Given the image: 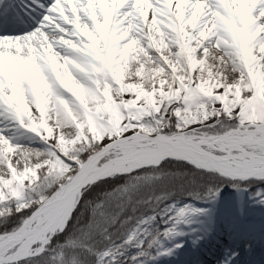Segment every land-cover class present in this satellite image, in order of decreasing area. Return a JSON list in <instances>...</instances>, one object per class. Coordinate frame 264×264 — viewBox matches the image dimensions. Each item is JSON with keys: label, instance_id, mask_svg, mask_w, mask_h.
I'll return each instance as SVG.
<instances>
[{"label": "snow or ice", "instance_id": "1", "mask_svg": "<svg viewBox=\"0 0 264 264\" xmlns=\"http://www.w3.org/2000/svg\"><path fill=\"white\" fill-rule=\"evenodd\" d=\"M224 183L264 204V0H0V264H156Z\"/></svg>", "mask_w": 264, "mask_h": 264}, {"label": "bare ground", "instance_id": "2", "mask_svg": "<svg viewBox=\"0 0 264 264\" xmlns=\"http://www.w3.org/2000/svg\"><path fill=\"white\" fill-rule=\"evenodd\" d=\"M261 205L262 204H259L256 207V210L258 209L257 210L258 212H253V209L255 206H251L250 207L251 211H249L248 213H247V211H245V209L248 206L241 208L239 210L238 215L231 218V223H233L234 229L242 232V231H244L243 226H245V224H249V225H252L253 228L257 232L261 231V228L263 226L262 221H260L259 218H256L257 217L256 213H261V212L264 213V211H262V209L258 208V207H261ZM245 212H246V214H245ZM252 214H254L256 216H254ZM203 222H204V224H206L207 220L203 221ZM216 222H218V220H216V219L213 220L212 232L208 236H206L205 239L203 241H201L197 247H193L191 245L190 233L188 235H186L184 237H180V238L185 240V246H189L191 249H198L200 246L209 245L210 243H212L214 241L218 242V239L220 237H223V235H225V233L222 232L223 231V228H222L223 224L221 222H219V223H216ZM224 223H226V222H224ZM196 226H197V224L194 227H196ZM200 226L203 227V225H200ZM253 228H251V231L253 230ZM209 240L212 242H207ZM240 246H241L240 248H238V249L235 248L234 250L228 249V248L224 249V250L220 251V253H223V255L224 254L229 255L230 253L235 252L236 256L232 257L234 264H261V261L264 260V251L260 250V248H261L260 246H254V247L248 246V245L245 246L241 242H240ZM215 257L216 256H214V255L211 256V259H213L215 261L214 262L209 261L210 264H219V261ZM167 258H168V256L161 257L157 262L161 264ZM205 261H206V259H203L202 262L198 261V263L204 264Z\"/></svg>", "mask_w": 264, "mask_h": 264}, {"label": "rangeland", "instance_id": "3", "mask_svg": "<svg viewBox=\"0 0 264 264\" xmlns=\"http://www.w3.org/2000/svg\"><path fill=\"white\" fill-rule=\"evenodd\" d=\"M254 196V195H253ZM248 199H251V198H249L248 197ZM218 202H222V201H218ZM192 203V202H191ZM210 203H215V204H217L216 203V201L215 202H210ZM193 205H195L194 203H192ZM212 204V205H213ZM211 205V206H212ZM180 206H182V205H180ZM196 206V205H195ZM211 206H209V207H211ZM198 207V206H197ZM209 207H207L208 209H209ZM240 207V206H239ZM210 210H211V213L212 214H216V215H218L219 216V218H221V217H223L225 214H223V213H231V214H235L236 212H235V210L233 209V208H231V207H227V208H225V207H223L222 205H217V206H214L213 208H210ZM258 210V209H257ZM245 211H247V213L249 212V211H251L250 210V208H249V206L245 209ZM252 215H254V214H252ZM251 215V216H252ZM202 216H200V217H197V218H195V219H200ZM253 227V226H252ZM264 227V226H263ZM229 233H231V234H234L233 232H229ZM264 234V233H263ZM262 239L264 240V237L262 236ZM263 244H264V242H263ZM213 247V245L212 246H209L208 248V250H210L211 248ZM189 256H190V258L191 259H194V260H192V262H193V264H195V260H198L199 258L198 257H194L193 258V256L192 255H190L189 254ZM192 262L191 263H187V264H192Z\"/></svg>", "mask_w": 264, "mask_h": 264}, {"label": "water", "instance_id": "4", "mask_svg": "<svg viewBox=\"0 0 264 264\" xmlns=\"http://www.w3.org/2000/svg\"><path fill=\"white\" fill-rule=\"evenodd\" d=\"M237 195H239V198L243 201V202H246V198H245V191L244 190H239V192H236L235 193V196H237ZM195 204H197L198 206H200V207H204V206H207L208 204L207 203H203V202H194ZM231 203V202H230ZM224 205V204H223ZM231 205H234V202H232L231 203ZM224 206H227V205H224ZM227 220H230L231 219V216H230V214H228L227 215V218H226ZM230 226V225H229ZM254 230H252V232H253ZM247 235H252V236H256V234H247ZM252 239V238H251ZM227 241H228V244H226V246H225V248H228V249H232V250H234L235 248H240V247H236V246H233V244H240V242H238L237 241V238H228L227 239ZM233 243V244H232ZM252 243H255V244H257L255 241L254 242H252ZM219 248V246H217L216 247V249H218ZM260 250H261V248H260ZM180 254H182V252H180ZM180 254H179V256H180ZM180 260H182L181 259V257H180Z\"/></svg>", "mask_w": 264, "mask_h": 264}, {"label": "trees", "instance_id": "5", "mask_svg": "<svg viewBox=\"0 0 264 264\" xmlns=\"http://www.w3.org/2000/svg\"><path fill=\"white\" fill-rule=\"evenodd\" d=\"M229 187V184L228 183H224L223 184V187H222V189H221V192L222 191H224V190H226V188H228ZM189 198H192L191 196H187V195H185V196H182L180 199H189ZM179 199V200H180Z\"/></svg>", "mask_w": 264, "mask_h": 264}]
</instances>
